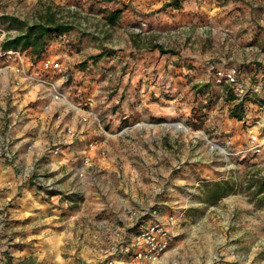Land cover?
<instances>
[{"label":"rangeland","instance_id":"obj_1","mask_svg":"<svg viewBox=\"0 0 264 264\" xmlns=\"http://www.w3.org/2000/svg\"><path fill=\"white\" fill-rule=\"evenodd\" d=\"M203 2L0 0V29L10 32L9 37L24 30L8 18L32 24L47 6H53L58 19L72 24L71 31L52 36L47 44H56L53 56L62 58L69 69V99L77 105L91 103L104 127L113 133L94 151L106 161L113 156L116 171L108 179H90L100 200L109 198L100 188H112L115 181V188L127 190L125 203H132L121 209L115 222L103 221L102 212L95 221L86 216L75 219L72 210L82 208L85 194L74 193L73 186L66 188L61 197L72 201L68 206L69 221H74L70 222L72 239L65 243L61 256L43 255L34 263L90 264L70 248L88 244L96 246L95 264L99 248L112 242L113 231H129L128 209L159 207L162 215H171L175 221L170 247L157 264H264V160L226 156L221 150L240 149L245 126L238 125L241 134L237 137L231 131L223 135L221 131L231 126L227 106L215 97L220 88L207 82L211 65L236 64L250 79L256 74L255 83L263 75L264 0H206L209 5L199 17L184 16L182 11L198 9ZM116 10L120 16L109 24L106 16ZM155 45L173 54H161ZM253 67L256 73L246 74ZM260 112L255 110L256 117ZM247 113L244 109L243 114ZM176 121L189 131L171 127ZM224 121L226 127L219 129L218 123ZM184 137L189 138V148L181 142ZM99 138L95 135L92 140ZM144 149L158 153L159 159L145 157ZM187 152L194 158L191 163L198 169L207 164L211 173L203 176L198 170L192 178L195 182L183 180L176 189L173 184L183 165L180 156ZM159 202L168 205L136 204ZM147 220L144 217L133 229ZM8 241L0 244V264H14Z\"/></svg>","mask_w":264,"mask_h":264},{"label":"crops","instance_id":"obj_2","mask_svg":"<svg viewBox=\"0 0 264 264\" xmlns=\"http://www.w3.org/2000/svg\"><path fill=\"white\" fill-rule=\"evenodd\" d=\"M203 1L198 9L182 11L184 16L192 18L197 15L199 17L209 5L206 0ZM48 43L50 44H47L43 57L57 59L58 57L53 56L54 53L52 54V50L57 48L56 44L52 41ZM26 58L29 59V62L36 61L30 53L26 55ZM58 60L62 61V58ZM2 63L3 61L0 60V65ZM37 70V68L32 69L34 72ZM14 78V75L0 74V94L6 95L4 102L0 103V143L1 136L6 134L7 125L17 117L22 118L10 130L12 139L10 150L14 154L17 164L13 166L0 159V221H3V224L0 225L2 228H0V244L9 239L7 244L11 245L9 248L10 261L14 264H36L33 262L35 258H41L43 255L61 256L66 252L65 243H70L69 241L72 239L73 233L70 228L72 223L70 222L74 221H69L68 218L72 213L68 208L72 201L61 197L62 192L67 191L66 188L73 186L74 193L85 194L82 208L72 210L76 212L75 219L86 216L89 220L95 221V216L102 212L103 221L115 222L121 209L132 203H125L124 195L127 190L121 186L115 188V181L112 182V188H100V190H105V194L109 195V198L106 201L99 199L97 189L90 177L106 176L108 179L116 170L113 165V156L112 159L106 161L100 157L98 152L94 151L95 148L87 149L86 147L92 143V137L94 138L95 135L100 137L97 144L104 140L99 135L97 127L93 123H80L78 115L62 104L63 107L53 104L50 111H43L42 106L49 101L46 89L36 85L34 87L24 86L20 91H15L11 86ZM207 82L212 84L211 77ZM210 88H212L211 85ZM34 101L35 103H32ZM218 101L220 100L218 99ZM55 112L61 115L60 120H55L53 117ZM226 124V121L223 124L219 122V129H222L220 125L226 127ZM239 124V121L230 118L229 126H231L221 132L224 135L231 131L233 136L237 137L241 134ZM66 126L74 131V136L65 133ZM108 140H104V142ZM181 140L176 142L178 144L179 141L185 142L189 148V138L184 137ZM146 141L147 139L143 140L144 143ZM57 143H59L62 152L56 157L49 154L47 150ZM28 145L32 147L30 150L27 149ZM80 153L84 154L80 155ZM141 154H144L145 157L148 155L155 161L159 159L158 153H148L146 149ZM84 157L91 160V166L84 168L83 178H78L77 172L83 168L82 159ZM180 159L183 165L176 174L178 179L175 181L177 182L173 184L176 189H178L176 184L183 180L195 182L192 178L196 176L198 170L203 176L211 173L207 164L201 167L202 169H198L196 164L191 163L194 162V158H191L188 152L182 153ZM30 165H33L34 171L30 174L31 178L26 180L22 175L24 169ZM101 168L104 170L100 171ZM154 174L157 175V173ZM146 188L147 186L144 185V192L148 191L145 190ZM76 204L79 205V203ZM136 204L142 207H150L154 204L157 206L168 205L167 202ZM70 248L72 249L71 253L83 257L84 262L94 264L96 261V246L89 248L88 244L85 246L80 244V247L71 245Z\"/></svg>","mask_w":264,"mask_h":264},{"label":"built area","instance_id":"obj_3","mask_svg":"<svg viewBox=\"0 0 264 264\" xmlns=\"http://www.w3.org/2000/svg\"><path fill=\"white\" fill-rule=\"evenodd\" d=\"M9 33L6 34L3 29H0V43L10 35ZM40 59L29 62L24 51L19 49L3 51L0 46V60L3 61L0 65V74L15 76L11 85L15 91H20L24 86L40 85L45 88L49 101L42 106L43 111H50L53 104H62L78 115L80 123H93L102 139L107 140L113 137V133L104 127V123L91 103L77 105L69 99L66 94L67 90H71L69 69L58 59L50 57ZM33 68L38 70L34 72ZM209 72L214 85L217 87L225 85L229 88L234 96L233 105L242 104L243 110H248V113L239 121L245 126L243 133L245 139L242 146L238 150L223 152L226 156L231 157L243 155V157L255 161L264 160V76L259 77L256 83L252 82L236 64L211 65ZM5 97L6 95L0 94V103L4 102ZM255 110L256 112L261 111L262 115L256 117ZM53 117L55 120L61 119V115L56 112ZM21 120V117L14 119L7 125L6 134L1 136L0 159L13 166L17 164V160L14 159V154L10 150L12 143L10 130ZM64 131L66 134L74 136V131L70 127L66 126ZM104 140H102V144ZM91 142L89 148L94 149L97 146V141ZM208 143L212 147L218 148L216 143L209 141ZM31 148V145L27 146L28 150ZM47 152L57 157L62 150L56 144ZM82 163L83 168L77 172L79 178L84 177V168L91 166V160L84 157ZM33 171V165L28 166L22 177L28 180ZM126 215L132 222L129 231L124 229L113 231L112 242L108 246L99 248L100 259L95 264H157L168 251L174 237L172 227L175 218L173 216L162 215L159 207H154L149 211L128 209ZM144 217H148L147 222L137 226V230H134V226ZM2 224L1 220L0 225Z\"/></svg>","mask_w":264,"mask_h":264},{"label":"trees","instance_id":"obj_4","mask_svg":"<svg viewBox=\"0 0 264 264\" xmlns=\"http://www.w3.org/2000/svg\"><path fill=\"white\" fill-rule=\"evenodd\" d=\"M174 3H177L178 0H171ZM165 6H171L170 3H166ZM120 16V11H112L106 16V21L109 24H114V22L118 19ZM4 18H7L4 16ZM11 19L12 23L17 24V26L20 29H23L22 33L16 34L13 37H6L1 43V49L3 51L7 50H24L28 51L32 56L35 57V59L43 57L45 52H46V46H47V41L52 38L54 35H62V34H67L69 31L73 29L72 24L63 21L62 19L57 18V13L53 11V6H47L45 9L42 11V14L40 13V16L37 21H35L32 24L19 21L16 18H8ZM21 48H18V47ZM154 49H157L161 54H173V51L171 50H165L159 45H155L153 47ZM264 69V68H263ZM248 71H246L250 74L256 73V68L253 67L252 69L248 68ZM256 75V74H255ZM254 75V78H255ZM249 76V75H248ZM251 76V81L253 82L254 78ZM263 76H264V70H263ZM214 85V84H213ZM216 87V85H214ZM219 93L215 94V97L222 101L223 105L227 106V113L230 118H234L238 121L241 120L243 117V107L242 104L239 105H233L232 108H230V104L234 100V96L227 88L225 85H222L220 87ZM211 94V91L209 92ZM217 95V96H216ZM261 99V98H260ZM261 101H263L261 99Z\"/></svg>","mask_w":264,"mask_h":264},{"label":"bare ground","instance_id":"obj_5","mask_svg":"<svg viewBox=\"0 0 264 264\" xmlns=\"http://www.w3.org/2000/svg\"><path fill=\"white\" fill-rule=\"evenodd\" d=\"M170 126L174 127V128H180V129H182L184 131H189V127L187 125L183 124L180 121H176V122L170 124ZM220 148H221V150H223L225 152L223 147H220Z\"/></svg>","mask_w":264,"mask_h":264}]
</instances>
